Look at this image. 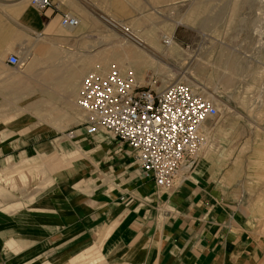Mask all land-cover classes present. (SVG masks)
<instances>
[{"label": "crops", "instance_id": "obj_1", "mask_svg": "<svg viewBox=\"0 0 264 264\" xmlns=\"http://www.w3.org/2000/svg\"><path fill=\"white\" fill-rule=\"evenodd\" d=\"M51 1L0 0V264H264V26L233 28L246 120L164 190L127 146L87 135L85 115L77 129L78 87L99 66L77 59L86 29L60 25L84 16L80 0ZM219 48L208 63L229 64Z\"/></svg>", "mask_w": 264, "mask_h": 264}, {"label": "rangeland", "instance_id": "obj_2", "mask_svg": "<svg viewBox=\"0 0 264 264\" xmlns=\"http://www.w3.org/2000/svg\"><path fill=\"white\" fill-rule=\"evenodd\" d=\"M80 2L82 4L77 6L84 16H74L79 20L77 33L86 29L83 35L77 36V59L81 64H94L95 61L100 71L95 72L102 76L112 67L121 69L117 61L122 58L121 49L127 43L102 20L103 15L134 27L140 35L152 34L155 40L148 44L159 59L144 67L139 83L145 86L153 76L159 87L180 80L197 90L203 98V93H214L213 105L217 109V116L206 121L210 130L208 134L204 133L207 148L217 137H233V119L246 120L245 112H233V105L244 108L252 99L245 90L240 89L241 86L233 88V28L238 30L239 39H243L247 30L250 33L254 28L264 26L261 12L264 0H209L204 10L200 6L192 7L193 3L198 4L197 0ZM203 12L204 16L201 15ZM164 37L171 38L175 43L177 47L174 51H169ZM223 46L228 47L226 52L230 63H208L218 60L219 53L223 52V48L219 47ZM132 49L136 50L134 47ZM133 52L130 54L134 56L130 57L136 58L137 54ZM220 60L224 61V56ZM84 115L77 105V129Z\"/></svg>", "mask_w": 264, "mask_h": 264}, {"label": "built area", "instance_id": "obj_3", "mask_svg": "<svg viewBox=\"0 0 264 264\" xmlns=\"http://www.w3.org/2000/svg\"><path fill=\"white\" fill-rule=\"evenodd\" d=\"M39 11L53 9L51 0H30ZM60 25L74 29L78 19L62 14ZM7 63L21 66L10 56ZM152 76L141 85L128 73L112 67L102 76L89 73L81 83L78 108L84 112L87 135L110 134L134 155L142 176L157 188L170 190L180 170L191 171L207 145L203 125L217 116V109L183 82L159 87Z\"/></svg>", "mask_w": 264, "mask_h": 264}, {"label": "bare ground", "instance_id": "obj_4", "mask_svg": "<svg viewBox=\"0 0 264 264\" xmlns=\"http://www.w3.org/2000/svg\"><path fill=\"white\" fill-rule=\"evenodd\" d=\"M102 20L107 23L121 38H124L126 41V46H124L121 49L122 52V58L119 59L117 69H119L123 73H128L132 76V79L140 84L142 79V73L144 70V67L146 65H152L156 59H159V57L156 56L155 52L152 51L151 47L149 46L148 42L150 41L153 43L155 38L152 34L146 35L142 34L140 35L132 26L123 25L121 22L117 21L114 18L107 17L105 15L102 16ZM79 21V20H78ZM79 27V25L77 26ZM76 27V28H77ZM74 28V29H76ZM74 29H67V30H74ZM164 44L168 45L169 51H174L176 49L175 43L171 40V38L164 37L163 38ZM135 48L136 50L132 49ZM131 50H133V53H136V58H131L132 53ZM130 54V55H129ZM131 56V57H130ZM180 82V80H178ZM205 98L209 100L212 104L215 102V95L213 94H207L203 93ZM206 124V123H205ZM204 124V125H205ZM203 125V127H204Z\"/></svg>", "mask_w": 264, "mask_h": 264}]
</instances>
